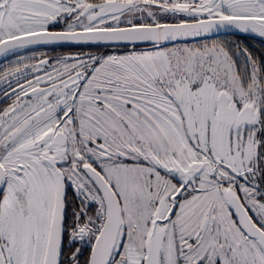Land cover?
I'll return each mask as SVG.
<instances>
[{
	"label": "snow or ice",
	"instance_id": "snow-or-ice-1",
	"mask_svg": "<svg viewBox=\"0 0 264 264\" xmlns=\"http://www.w3.org/2000/svg\"><path fill=\"white\" fill-rule=\"evenodd\" d=\"M0 264H264V0H0Z\"/></svg>",
	"mask_w": 264,
	"mask_h": 264
},
{
	"label": "flooded vegetation",
	"instance_id": "flooded-vegetation-1",
	"mask_svg": "<svg viewBox=\"0 0 264 264\" xmlns=\"http://www.w3.org/2000/svg\"><path fill=\"white\" fill-rule=\"evenodd\" d=\"M3 63H5V61L1 62V63H0V66H2V65H3Z\"/></svg>",
	"mask_w": 264,
	"mask_h": 264
},
{
	"label": "water",
	"instance_id": "water-1",
	"mask_svg": "<svg viewBox=\"0 0 264 264\" xmlns=\"http://www.w3.org/2000/svg\"><path fill=\"white\" fill-rule=\"evenodd\" d=\"M1 62H3V60H2V59H0V63H1Z\"/></svg>",
	"mask_w": 264,
	"mask_h": 264
}]
</instances>
